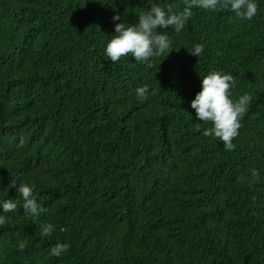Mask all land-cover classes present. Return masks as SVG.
<instances>
[{"label":"trees","instance_id":"obj_1","mask_svg":"<svg viewBox=\"0 0 264 264\" xmlns=\"http://www.w3.org/2000/svg\"><path fill=\"white\" fill-rule=\"evenodd\" d=\"M146 10L0 0V200L18 204L0 226V264H264V0L252 20L193 8L179 34L158 28L163 55L113 63V16L131 24ZM212 70L233 75V99L252 97L233 151L203 135L212 125L191 108ZM21 182L48 213H24ZM57 242L69 250L50 257Z\"/></svg>","mask_w":264,"mask_h":264},{"label":"clouds","instance_id":"obj_2","mask_svg":"<svg viewBox=\"0 0 264 264\" xmlns=\"http://www.w3.org/2000/svg\"><path fill=\"white\" fill-rule=\"evenodd\" d=\"M259 0H185L182 10L174 11L171 6H161L157 0H147V10L138 14L136 23H128L121 15L113 16L114 34L107 41L103 49L104 55L113 63L122 57L131 56L135 61L146 63L151 58L161 56L167 52L170 40L158 28H171L179 34L185 28L187 21L192 16V9L198 8L205 11L226 9L233 12L236 17L243 20H252L258 13ZM119 21V23H115ZM189 53L200 58L205 49L202 44H195L188 48ZM235 86L233 75L222 71L212 70L202 77L201 91L191 102L195 110L196 119L210 123L212 126L203 131L206 137H214L223 142L227 151H233L234 138L239 135V129L245 114L249 111L252 97L243 94L236 99L231 97L230 89ZM136 97L143 103L149 99L150 90L147 85L138 87ZM251 176L257 180L260 172L251 170ZM35 185L20 183L18 198L22 199V208L26 215L39 217L50 210L38 202L33 194ZM18 208L16 200H0V226L5 225L9 217L6 213L14 212ZM42 236H51L55 229L52 223L39 225ZM23 248V243L20 244ZM68 243L57 242L49 250L50 257L60 258L69 250Z\"/></svg>","mask_w":264,"mask_h":264}]
</instances>
